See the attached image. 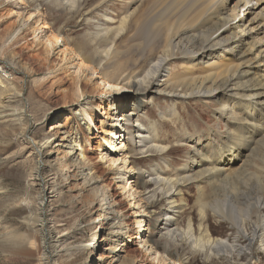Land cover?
I'll list each match as a JSON object with an SVG mask.
<instances>
[{
    "label": "rangeland",
    "instance_id": "374dc122",
    "mask_svg": "<svg viewBox=\"0 0 264 264\" xmlns=\"http://www.w3.org/2000/svg\"><path fill=\"white\" fill-rule=\"evenodd\" d=\"M59 1L0 0V107L5 105V96L11 95V92L6 91V88H10L9 86L12 84L17 89L16 93L21 91L23 94L22 100L26 105V121L29 126L28 136L36 141L46 137H51L53 141L56 140L52 148L47 150L46 165L42 171L43 177L55 179H53L52 185L47 186L48 195L44 203L46 225L43 227L46 235L43 238L42 231H34L28 225L32 220L26 219L33 216L34 224L37 226L39 224L40 212L38 210L42 188L38 183L29 186L28 179L35 162L32 161L28 164L24 163L22 159L12 162L3 161L10 153L19 149L23 141L15 132L18 128L15 121L17 114L15 110H7V113L14 111L12 116L0 118V241L10 238L8 234L16 231L20 234V244L24 243L28 247L25 254L8 257L0 248V264H39L40 257L45 258V264H131L132 262L140 264L138 261L141 258L146 259L144 264H165L153 261L154 252L160 258L167 257L166 264H178V262L183 264H264V162L260 160H254V162L248 159L246 160L248 162L244 163L247 169L245 167V170L244 168L235 169L227 176H217L212 183H186L181 188V190L183 189L182 195L175 197L178 206L176 214L173 213L176 222L174 227L189 232L195 241H198L199 236L213 239L226 238L228 243L234 246L230 255L220 254L218 257L211 256L207 260L204 253L197 251L193 241L184 242L180 237H177L174 244H167L166 239L160 236V227L157 222L164 219V213L168 206L161 192L166 191L168 183H162L163 185L157 187L152 180H149V174L156 167L164 169L162 177L166 179L174 180L188 174L189 172H186L185 169L190 163L194 147L199 148L196 144L193 147L190 140L200 139L201 136L207 134L208 139L200 148L202 147L203 152L210 150L212 155L218 145L224 146L221 143L222 140L234 130V125L229 123V117L234 115V110H229L226 116H222L220 104L222 98L200 99L194 96L177 98L170 95L169 91L157 93L159 88H156L158 85L155 79L159 81V84H162L161 87L163 86V77H159V74L154 79H146V81L148 79L151 81L145 88L147 95L144 101H141L140 97H132L133 92L125 89L122 95L130 99V111L124 112L123 107L119 108L120 105H118L119 111L112 119L114 122L119 121L120 126L125 127V131H136L133 124L137 119V123L144 128H148L152 124L155 125L159 141L161 145L163 144L162 146H165L164 150L140 151L142 143L134 135L132 141H126L123 137L122 140L117 138L120 140L118 146L120 142H124L121 147L119 146V150L103 149V153L108 151L118 158L127 155L128 169L123 170L124 168L120 167L123 164L122 158L110 166L107 158L99 157L104 169V176L99 181L104 184L108 182L111 185L110 192L120 194L116 195V200L118 199L116 204L114 198L110 197L112 203L115 204L114 209L121 207V210L111 211L110 217H115L116 224L120 223L122 228L125 226V221H132V227L136 231L140 228L135 220H143L140 235L135 234V230L125 227L123 231H126L127 234L120 236V241L129 243V249L136 247L140 251L124 253V256L126 254L128 256H125L127 259L125 258L123 263L112 258L109 249L110 242L115 239V233H111L104 225V216L100 207L102 201L91 192L92 186L83 185L78 173H75L76 171H71L67 177L61 166L60 152L58 151L61 138L59 125L66 121L74 140L84 141L85 138L95 137L98 134L97 127H93V123L79 114L80 112L77 110L81 105L92 103L94 113L99 116V96L93 97L86 94L75 97L69 94L72 100L69 99L66 104L67 92L64 90L67 85H62L59 79L65 74L71 80L74 66L78 60H74L68 55L59 62L62 58L61 50H65L61 43L54 47L47 56L39 53V47L44 44L51 30L57 31L61 34L62 39L64 37L84 54L96 55L98 52L95 56L94 67L100 68L102 71L111 69L112 64L108 61L112 60L110 58L112 52L114 48L121 47L123 52L119 58L123 59V69L139 79H143L149 68L151 54H155L154 59H157L162 55V51L158 44L153 46V41H150V38L147 39L145 35L142 36V31H138L135 25L130 22L135 11L136 14L142 12V8L139 9V6L143 0H80L79 8L70 11L63 8L62 10L58 6ZM16 11L20 12L19 16H16ZM30 13L35 14L31 19H29ZM43 20L48 22V28L44 27ZM36 28L38 29L36 30ZM131 34L135 37L131 38L132 43L128 39ZM114 35L117 36L112 43L110 36ZM247 42L248 37L244 40V46ZM130 43L133 45L132 47H130ZM151 45L152 53L147 49ZM145 46L147 47L145 48ZM108 47L111 49L105 55ZM21 51H23V55H21ZM183 64V59L177 54L169 60L168 68H164V73L167 71L175 73L181 69ZM86 73L81 80L87 81L92 76L91 72ZM107 99L109 98L107 97ZM108 103L109 101L106 102V109H109ZM135 110L136 112H134ZM240 112L241 110L236 111L235 116L240 115ZM109 114L113 115V112L110 111ZM127 114H132V121L124 120L127 118ZM97 125H100L99 122ZM77 149V153H79V147ZM220 155L226 157L224 162L233 157L232 153L226 154L223 151ZM66 158L68 160V157ZM66 158L63 159V162ZM73 169L71 168V170ZM197 170L198 168L194 172ZM218 178L220 181L217 180ZM125 179H129L130 186L135 185L133 188L134 198L121 187ZM143 179L147 180L146 183ZM221 180L224 181L221 182ZM213 183L222 185L221 189H217V194H214ZM226 183L230 187L235 185L241 190L244 189L243 191L247 190L248 196L254 194L252 198L257 197L256 195L263 196V207L257 211L251 209L250 217H242L243 221L240 222V225H236L229 217H221L212 209L213 206L221 207L223 185L226 186ZM200 185L204 188L201 197ZM156 187L154 199L149 200L148 191ZM199 198L201 201L207 202L205 203L207 204L205 205L206 215L203 221L199 213ZM244 202L238 203L237 206L238 209L246 213L249 208ZM189 223L191 228H189ZM142 232H144V239L150 242L149 244L139 243ZM252 234H255L254 239H252ZM94 235H97L98 239L101 237L95 247L92 245ZM99 244L100 247H97ZM92 249L94 252L90 254Z\"/></svg>",
    "mask_w": 264,
    "mask_h": 264
},
{
    "label": "bare ground",
    "instance_id": "6f19581e",
    "mask_svg": "<svg viewBox=\"0 0 264 264\" xmlns=\"http://www.w3.org/2000/svg\"><path fill=\"white\" fill-rule=\"evenodd\" d=\"M60 1L58 6H60L61 9H67V11L76 10L80 6V0ZM141 8L142 12L136 14L137 12L135 11L132 18H130V22L135 25L138 31H142L143 34L140 32L142 36L145 35L147 39L150 38V41H153V46L154 44H158L162 51V55L158 56L157 59H154L155 54H151L152 57L149 68L146 74L144 76L142 75L143 79L135 78L133 74L130 75L125 72L123 69V59L119 58L123 52L119 45H117V47L119 46L120 48H114L112 52L110 57L112 60L108 61V63L112 64L111 69L103 71L100 68L94 67V62L96 61L95 56H97L98 52L96 55L84 54L72 43L64 39V37L62 39L61 34L57 31L51 30L44 44L39 47V53L47 56L54 47L61 43V45L65 47V50H61L62 58L59 62L68 55L70 58L78 60V63L74 66L71 80H69L65 74L59 79L62 85H67L64 90L67 92L65 96L66 104L69 102L68 100L71 99L69 94L75 97L85 96L86 94L92 95L93 97L99 96V116L94 113L92 103L81 105L77 110V112H80L79 114L85 116V118L93 123V127H97L98 134H96L95 137H87L84 141L74 140L66 125L67 121L64 124H58L61 134L58 149L60 152L61 166L67 177L71 171H76L75 173H78V177H80V181L83 185L92 186L90 189L91 192L94 193L97 199L102 201L100 202V207L101 213H103L104 216V225L111 233H115V239L110 242L111 246L109 252L112 254L113 259L123 263L127 259L125 257L127 254L124 256V253L140 250L136 247L129 249V243H124L123 240L120 241V236L127 234L126 231H123L125 227L135 230V234L138 233V235H140L143 220H135V222L139 224L138 228H140L136 231V229L132 227V221H125V226L122 228L120 223L119 225L116 224L115 217H110L111 211L121 210V207L114 209L116 202H118V199L116 200V195L120 194L110 192L109 188L111 185H109L108 182L104 184L99 181L104 176V169L100 163L99 157L102 159L107 158L110 166L119 162L122 157L118 158L114 156V154L108 153V151L103 153V149L119 150L124 143L122 141L120 142L121 144L119 143L120 147L118 146V142L122 140V137L126 141H132L134 135L135 137L137 136L139 142L142 143L139 148L140 151H163L165 146H162L163 144L161 145L157 127L153 124L148 128H144L141 124L137 123V119L133 124L136 131H125V127L120 126L119 121L114 122L112 117L119 111V108L123 107L122 109L127 113L131 108L129 106L130 99L125 96L123 97L122 94L125 89H129L133 92L132 97H140L141 101H144L147 95L145 88L151 81L149 79H154L156 75L159 74V77H163V86L161 87L162 84H159V81L155 79L159 86L156 87L159 88L157 93L169 91L170 95L176 96L177 98H186L187 96H194L200 99L222 98L220 103L221 115L226 116L229 110H234V115L229 117V123L234 125V130L231 131V133L229 132L225 139L222 140L221 143H223L224 146L218 145L216 151L211 155L210 150L203 152L202 147L200 148V146L207 141V134L201 136L200 139H191L190 141H192L193 147L196 144L199 148L194 147L190 163L186 166L187 169H185L186 172H189L188 174L174 180L166 179L162 177L164 169L156 167L148 177L157 187L162 183H168L166 191L161 192L168 206L164 213V219L157 222L160 227L159 234L166 239L167 244H174L175 239L180 237L184 242L193 241V245L197 247V251L204 253L207 260H209L211 256L218 257L220 254L230 255V251L234 249V246L228 243L226 238L213 239L211 237L204 238L199 236L197 239L198 241H195L189 232L176 226L174 227L176 223L174 215L176 214L175 211L178 206L175 197L182 195L181 191L183 189L181 190V188L186 183H212L217 176H227L235 169L244 168V163H247L248 161L246 162V160L248 159L250 161L260 160L264 162V0H143L142 4L139 6V9ZM19 15L20 12L16 11V16ZM34 15V13H30L29 19L33 18ZM251 15L252 17H250ZM43 24L44 27H49L46 20H43ZM37 29L38 28H36V30ZM97 35L98 34H96V36ZM116 36L117 35L110 36V42L113 43ZM246 37H248V42L245 44L246 46H244ZM131 38L135 37L131 34L128 39L131 40ZM131 43L130 47L133 46ZM146 47L147 46H145V48ZM152 48V45L147 48L150 53H152ZM109 49L111 48H107L105 55H107ZM20 53L21 55L24 54L23 51ZM177 54L183 59L184 64L181 69L175 73L169 71L164 73V68H168L169 60ZM88 71L92 73V76H90L87 81L81 80ZM147 78H149L148 81H146ZM9 87L10 88H6V91H10L11 95L5 96V105H1L0 107V118L3 119L12 116L14 111L7 113V110H15L17 114L16 117H14L18 127L15 132H17V136L22 139L23 144L19 146V149L10 153L3 161L12 162L17 159H22L24 163L28 164L32 161L35 162H33L35 164V169L32 166L33 169L28 175V179L29 186L38 183L42 188L38 210L40 212L39 224L38 226L34 224L33 220L35 219L33 216L26 219L32 220L28 223L29 227L34 229V231H42L41 233L44 238V235H46V232L43 230V227L46 225L44 219V203L48 195L47 186L52 185L54 178L43 177L42 171L44 165H46L45 159L48 156L47 150L52 148L56 140L53 141L51 137H46L43 140L36 141L28 136L27 132L29 126L26 121V105L22 100L23 94L21 91L16 93L17 89L12 84H10ZM107 97L109 99H107ZM107 101H109V109H106ZM118 105H120L119 108ZM238 110H241L240 115L235 116V114H237L235 112ZM110 111L113 112V115L109 114ZM246 111L248 113H245ZM134 112H136V110ZM90 116L92 117L90 118ZM126 117L127 118L124 120H133L132 114H127ZM98 122L100 124L99 126L97 125ZM77 147L80 149L79 153H77ZM221 151L226 154L232 153L233 157H230L229 161L224 162L223 160L226 157L220 155ZM100 154L101 156H99ZM66 157H68V160ZM124 157L122 158L123 164L120 165L121 168H124L123 170L129 167H127V155ZM64 158H66L67 161L65 160L63 162ZM221 162L222 164H220ZM71 168L74 169L71 170ZM197 168L198 170L194 172ZM245 168L247 169V167ZM217 180L220 181L219 178ZM224 180H221V182ZM143 181L146 183L147 180L143 179ZM240 185L242 184L240 183ZM134 186L135 185H129V179H125L121 184V187L126 190L131 197L134 196ZM157 187L148 191L147 197L149 200L154 199ZM219 188L221 189L222 185L214 184V194L218 193L217 189ZM203 190L204 188L200 185V197L203 195ZM243 190L237 188L235 185L232 187L227 185V183L226 186L223 185L224 193L222 194L223 198L221 197L222 205L220 208H215L213 206V211L221 215V217H229L236 225H240V222L243 221L242 217H250L251 209L257 211L259 208L263 207V196L260 197L256 195L257 197L252 198L254 194L253 196H248L249 193L247 190ZM110 197L114 198L115 204L114 202L112 203ZM199 200V213L203 221L206 215L205 205L207 204L205 203L207 202L201 201V198H199ZM240 202L241 204L243 202L247 203L249 210H245L246 213L238 209L237 204ZM173 213L175 214L173 215ZM189 228H191L190 223ZM8 235H10V238L0 241V248H2L1 250H3L7 257L22 255L28 251L26 244L23 242V244H20V234L15 231ZM254 235L255 234H252V239L255 238ZM129 236L132 235L129 234ZM100 239L101 237L98 239L97 235L93 236V247H95ZM139 243L145 245L150 243L147 239H144V232H142L141 241ZM44 246L46 249L45 242ZM97 247H100V244L97 245ZM93 252L94 250L92 249L90 254ZM153 256V261L166 264L167 257L160 258L156 252H154ZM145 260L141 258L138 262L144 264L143 262ZM174 262H176V260H174ZM45 263V258L40 257L39 264ZM136 263L137 262H132L131 264ZM178 264L183 263L178 262Z\"/></svg>",
    "mask_w": 264,
    "mask_h": 264
}]
</instances>
